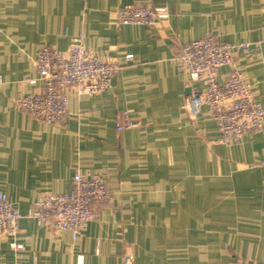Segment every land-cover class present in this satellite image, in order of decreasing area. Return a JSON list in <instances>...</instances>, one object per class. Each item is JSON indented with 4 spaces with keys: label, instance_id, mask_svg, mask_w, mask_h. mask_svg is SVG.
<instances>
[{
    "label": "crops",
    "instance_id": "crops-1",
    "mask_svg": "<svg viewBox=\"0 0 264 264\" xmlns=\"http://www.w3.org/2000/svg\"><path fill=\"white\" fill-rule=\"evenodd\" d=\"M128 3L169 15L119 24L114 11ZM208 33L248 43L234 60L264 109V0H0V192L23 214L41 195L70 192L75 172L98 173L112 192L74 238L23 216L15 236L0 237V264H123L124 252L132 264H264V118L260 131L217 143L208 109L191 119L184 108L202 85L174 58ZM78 34L120 66L110 86L67 88L56 125L19 112L13 99L42 88L37 50L64 51ZM124 117L138 125L117 130Z\"/></svg>",
    "mask_w": 264,
    "mask_h": 264
},
{
    "label": "built area",
    "instance_id": "built-area-1",
    "mask_svg": "<svg viewBox=\"0 0 264 264\" xmlns=\"http://www.w3.org/2000/svg\"><path fill=\"white\" fill-rule=\"evenodd\" d=\"M114 14L119 24L146 26H153L169 15L166 6L153 3L123 4ZM248 46V43L223 42L208 33L182 43L174 58L186 74L189 85L194 82L202 85L200 90H193L187 97L184 105L187 115L195 119L206 107L220 133L217 143L237 142L245 132H257L263 126L264 109L254 98L252 83L234 60V53L246 52ZM131 57V54L125 55L126 60ZM34 63L42 88L21 95L13 102L19 112L49 125L61 123L68 114L67 88L72 87L78 95L101 93L110 86L120 67L114 61L89 52L81 34L73 37L64 51L47 45L40 47ZM226 64L230 70L225 80L219 82L216 78L218 68ZM34 81L30 80L31 83ZM124 119L116 125L117 130L138 125V121ZM259 164L264 166V156ZM71 184L68 193L39 196L25 214L0 192V237L15 236L18 221L23 216L33 218L40 226L69 231L72 238L76 237L94 217L92 203L108 201L112 192L98 173L83 175L75 172ZM10 246L22 248V244L15 241L10 242ZM132 261V254L124 252L123 264H132Z\"/></svg>",
    "mask_w": 264,
    "mask_h": 264
}]
</instances>
